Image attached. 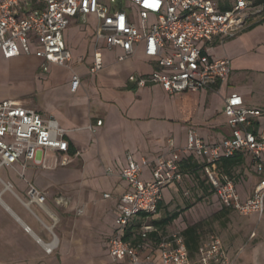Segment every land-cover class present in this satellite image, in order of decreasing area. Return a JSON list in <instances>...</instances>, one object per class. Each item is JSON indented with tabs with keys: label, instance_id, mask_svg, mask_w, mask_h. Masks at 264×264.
Instances as JSON below:
<instances>
[{
	"label": "built area",
	"instance_id": "built-area-1",
	"mask_svg": "<svg viewBox=\"0 0 264 264\" xmlns=\"http://www.w3.org/2000/svg\"><path fill=\"white\" fill-rule=\"evenodd\" d=\"M255 7L253 0H0V53L6 59L33 53L43 60V70L48 64L70 69L72 56L63 32L73 19L85 23L88 16H93L91 74L103 68L102 49H121L117 60L123 61L141 45L144 56L155 61L158 68L142 76L130 75L129 81L138 86L156 84L169 94L219 90L229 79L231 61L211 55L213 43L217 40L223 43L247 28L248 12ZM79 85L80 76L73 73L71 92ZM224 116L229 133L218 142L205 143L194 132L188 133L182 148L175 147L169 139L168 154L150 163L149 180L140 177L147 162L137 163L127 156L126 165L118 175L128 184V190L119 197L116 229L109 240L108 253L114 262L236 263L242 249L229 252L217 235L200 242L194 259L189 257L180 230L169 234L159 232L157 241L152 242L148 235L157 229L152 223H144L130 239H123L135 219L156 213L164 188L181 182L179 161L190 154L202 163L203 174L223 208L242 217H254L256 224H264L261 112L246 106L240 94L230 93L224 98ZM100 124L98 121L97 125ZM68 149L66 132L54 118L43 117L14 100H0V166L44 167L47 152L66 153ZM239 153L250 157L258 176L248 198H243L234 179L218 168L221 158ZM106 173L114 172L107 168ZM28 194L39 203L44 200L34 187H30ZM256 237V231H251L250 240Z\"/></svg>",
	"mask_w": 264,
	"mask_h": 264
},
{
	"label": "crops",
	"instance_id": "crops-1",
	"mask_svg": "<svg viewBox=\"0 0 264 264\" xmlns=\"http://www.w3.org/2000/svg\"><path fill=\"white\" fill-rule=\"evenodd\" d=\"M94 24L93 16H88L85 23L76 18L64 30L72 60L70 69L63 68L64 76L59 79L55 74H42L58 65L48 64L43 70V60L33 53L10 59L0 53V60L12 68L29 66L30 84L37 76L38 83H45L54 92L47 95L46 101L36 95L23 100L0 96V100L11 99L43 117L54 118L65 130L69 143L66 153L47 152L40 172L19 164L12 170L0 166V252H8V256L0 254V264H95L92 255L95 246L103 244V237L109 260L128 264L114 262L108 253L116 229L118 200L128 190V184L118 175L127 156L137 163L147 162L140 176L146 181L151 178V161L168 154L169 139L177 148L185 146L189 132L205 143L220 141L229 133L224 98L230 93L240 94L246 106L258 109L259 124L264 126V19L234 38L213 43L210 54L231 61V73L223 87L179 94L166 93L156 84L138 86L129 81L130 75L142 76L158 68L155 61L144 56L141 45L123 61L117 60L121 49H102L103 68L91 74ZM73 73L80 76L75 92L70 90ZM230 84L232 90L226 91ZM53 95L55 99L50 101ZM58 163L60 167L52 171ZM107 168L114 173L108 175ZM234 171L240 195L250 197L258 179L250 157L244 155V163ZM30 187L44 197L42 203L29 196ZM64 207L76 214L84 212L72 223L70 241L61 216ZM148 221L147 216L140 225ZM85 247L92 252L84 253Z\"/></svg>",
	"mask_w": 264,
	"mask_h": 264
},
{
	"label": "rangeland",
	"instance_id": "rangeland-1",
	"mask_svg": "<svg viewBox=\"0 0 264 264\" xmlns=\"http://www.w3.org/2000/svg\"><path fill=\"white\" fill-rule=\"evenodd\" d=\"M248 14V22H251L250 25L263 20L264 4L249 10ZM63 68L65 67L54 66L49 73L42 74H50L51 76L55 74L59 79L64 76ZM30 72L31 69L27 65L21 68H12L0 60V96L15 97L19 100L36 98L37 96L41 101H46L47 95L49 96L50 93L54 94L53 89L49 88L45 83H38L37 76L35 77L34 83L30 84L29 79H27ZM38 72L36 71V73ZM230 90H232L231 84L227 86L226 91ZM218 95L220 97L222 94L218 92ZM53 99H55L54 95L50 98V101ZM68 166L71 167V164ZM59 167L60 165L58 163L52 171L57 170L55 168ZM27 168L32 169L31 171L34 172L43 170L41 167H35L34 165H27ZM10 169L12 170L13 168L10 167ZM197 175L199 176L198 179L195 175L190 174L183 177L179 184H171L164 188L162 191L164 206L159 213L148 216V222L150 223V220L160 219L168 213L183 210L175 220L164 228L163 232L160 231L161 234H169L178 231L180 228H185L187 225L201 222L202 228L200 232L203 240L211 235H217L229 252L234 253L242 249L240 259H238L236 264H264V224H256L254 217H242L233 211L220 218H214L213 215L219 212L222 206L214 194L204 195L198 184V181L202 180L203 175L202 173H197ZM51 201L49 200L48 202L51 206L55 207V203ZM188 204L191 207L185 209ZM83 213L76 214L71 211L69 212L66 207L63 208L61 216H63L65 230L70 234L68 241L71 240L73 221ZM253 230L256 231L257 237L250 240L249 234ZM104 243L105 239L103 237V244L101 246H95V252L92 255L95 259L94 262L95 264H114L105 253ZM63 247L65 249H71L70 245H64ZM99 247L100 250L98 249ZM83 250L86 254H88L87 252H92L88 247H85ZM0 254L8 256V252L5 250H2ZM6 262H1V264H6ZM54 263L59 264V261H54ZM63 264H66V262H63Z\"/></svg>",
	"mask_w": 264,
	"mask_h": 264
},
{
	"label": "trees",
	"instance_id": "trees-1",
	"mask_svg": "<svg viewBox=\"0 0 264 264\" xmlns=\"http://www.w3.org/2000/svg\"><path fill=\"white\" fill-rule=\"evenodd\" d=\"M263 4H264V0H253V5H255V6L263 5ZM261 21L255 22V23L247 26V28H245V29L246 30L251 29V28L255 27L256 25L260 24ZM243 163H244V155L239 153L233 157L221 158L219 163H218V168L221 171L230 175L234 179V182L237 184V179L234 176V174H235L234 168L242 165ZM202 166H203L202 163L193 154H190V155L182 158L179 161V168L181 170L182 176L185 177V176H188L191 174V175H195L196 178L198 179L199 176L197 175V173H202L203 178H202V180L198 181L199 187L202 190V192L204 193V195H212V194H214L213 190L211 189L210 184L207 182V180L203 174ZM179 183H176V184H179ZM163 206H164V204H163V199H162L158 202V207H157L156 213H159ZM190 207H191V205L188 204L185 209H188ZM182 211L183 210H179V211H174L172 213H168L160 219L152 220V224L156 227V229L158 231L163 232L164 228L167 225H169L173 220H175L182 213ZM229 212H231V210L222 207L219 212H217L213 215V217L214 218H220L221 216L227 215ZM147 216H148L147 214H142L138 223L135 224V226L132 225L129 229H127V232H126L125 236L123 237V239H130V236L136 232V230H134V229H136V227H139L143 221V218H145ZM201 228H202V223L196 222L194 224L187 225L184 229L181 230V233L184 237L185 244H186V247H187V250L189 253V257L191 259H194L198 245L203 240V238L201 236V232H200ZM131 230H133V231L131 232ZM148 238L150 239V241L156 242L157 238H158V233L152 232L148 235Z\"/></svg>",
	"mask_w": 264,
	"mask_h": 264
}]
</instances>
